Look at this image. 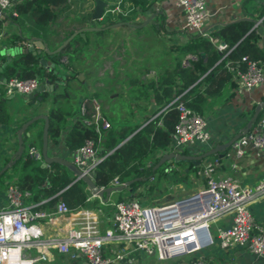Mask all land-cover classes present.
I'll list each match as a JSON object with an SVG mask.
<instances>
[{"label":"trees","instance_id":"1","mask_svg":"<svg viewBox=\"0 0 264 264\" xmlns=\"http://www.w3.org/2000/svg\"><path fill=\"white\" fill-rule=\"evenodd\" d=\"M132 1L133 6L127 8L128 13L118 12L114 16H106L103 21L105 25L118 21H132L137 14L135 8L137 5L141 6L139 7L141 10L146 9L145 3H141L139 0ZM68 8L67 0H22L21 2L14 0L12 10L17 16L11 18L10 21L16 28L23 27L31 33H34V27L46 32L50 25L64 16L63 14ZM121 8L123 11L126 10L123 4ZM108 9L111 10L113 7ZM262 15H264V6H261L256 19L262 17L264 28V16ZM91 16L92 12L80 13L75 17H69L66 23L69 27L74 26L75 23H78L80 28L88 27ZM161 19L164 20L163 16ZM4 23L5 19L0 18V33L3 31ZM144 27L135 29L136 34L143 31L144 37L142 39L140 36L131 37L133 38L131 43L136 45L138 54L142 52L141 48H145V46L149 48L151 44L150 49L153 54L147 55L148 53L145 54V52L143 58L153 64L151 67L142 64L133 66L132 63L135 62L133 61L125 67L124 71L121 69L124 73L122 80L113 81L121 83L128 89L115 92L117 86L114 85V82L109 81L111 75L107 72L101 80H95L98 86L84 97L89 101L85 114L80 115L79 106L78 109L73 108L67 99L70 96L69 82H78L82 87L84 85L81 80H77L75 73L67 74L61 91L51 94L48 91H43L39 94L41 99L38 100L37 105L35 104L36 106L30 105L31 112L26 119L29 120L38 114L40 104L43 106L49 98L46 109L48 141L58 143L68 119L73 118L71 126L63 137V145L73 152L83 144L86 138L95 140L97 153L103 159L93 171L92 180L95 186L104 189L103 194L96 195L93 199L91 198L92 200L89 199L85 189L88 187L87 183L83 179L75 180L77 174L71 167L59 162H52L48 165L49 167H44L40 162L31 159L26 151L17 161V164L25 172L15 177L8 176L7 180L4 177L7 170L3 171L0 178L4 177V186L7 187L9 183H14L20 191L28 192L29 196L25 199L26 202H40L38 208L50 210L61 199L69 208L76 210L104 207L103 200L108 203V206H111V200L107 201L106 197L109 198L112 193L115 194L114 203L132 198L131 191L134 187L147 186L153 180L152 188L155 189L160 180L166 177L169 166L174 165L177 174H184L186 177L190 174L198 176L200 163L196 164L194 159L172 158L155 168L160 159L171 152V134L178 118L175 104H171V102L179 96V101L201 114L204 95H219L225 84L232 79L234 73L226 66L227 62H230L238 70H244L246 62L241 58L246 56L251 60H257L264 68V50L259 44L261 34L257 32V27H254L251 20H242L226 24L209 36L199 32L188 33L187 36L182 35L183 31L171 33L170 35L176 34L180 39L173 42L170 47L161 45L159 48L156 42L150 40V36L152 35L156 41H159L158 36L164 34L157 31L155 26L154 30L149 31L142 30ZM73 28L75 29V27ZM74 29L64 34L65 39L72 34ZM112 31L116 32V29L85 31L84 37L76 34L65 45L60 57L64 56L67 59L68 67L71 69L79 67L85 69L83 75L88 78V75L93 73V68L104 69L106 65H109L112 69L118 70V66L125 60L127 46L124 44L121 46L125 42V38L117 46H115L114 38L106 40V35H110ZM132 35H134L133 32ZM25 39L17 33H11L5 38L4 45L7 48H13L17 46V43L26 41ZM215 39L218 42H224L225 49L218 50L216 43L213 42ZM27 40L30 39L27 38ZM155 44L156 46L153 47ZM113 46L116 48L114 49ZM95 53L96 55L93 56ZM0 68L7 79L14 76L21 79L36 77L41 81L42 86L60 79L56 74L46 71L41 66L37 54L25 48L11 56L7 62L5 55L0 53ZM151 70L154 71V76L142 77V75L150 73ZM83 89L86 90V88ZM81 91L83 92V90ZM111 93L114 95L110 96ZM92 98L98 100L102 115L109 122L111 121L110 128L101 132L100 136L94 130L93 124L85 123V120L90 119L93 112L90 103ZM119 100L126 104L122 109L112 106ZM63 102L67 104L66 108L62 107ZM253 110L258 114L252 122L248 121L247 125L250 127L262 117V108L259 104L254 105ZM26 120L23 119L18 127ZM39 121L42 119L31 123L23 132V144L28 139L26 132ZM0 122L9 123V116L6 114L2 101H0ZM128 136L129 138L122 145L114 149ZM37 141L40 149L42 131L39 132ZM179 153L188 155L186 149ZM115 178L119 182L118 185L113 184ZM135 178L138 180L128 187L110 191V188Z\"/></svg>","mask_w":264,"mask_h":264},{"label":"built area","instance_id":"2","mask_svg":"<svg viewBox=\"0 0 264 264\" xmlns=\"http://www.w3.org/2000/svg\"><path fill=\"white\" fill-rule=\"evenodd\" d=\"M13 3L14 0H0V18L5 19V23L17 16L12 10ZM177 5L184 14V29L203 33L208 18L205 0H177ZM110 11L127 12L118 6ZM260 22L258 20L254 27ZM213 42L218 50L226 47L216 39ZM241 60L246 62L244 70L234 68L230 62L226 66L234 73L240 89L249 90L263 81L264 68L257 60L246 56ZM40 86L41 81L36 77L21 79L14 76L6 80L5 93L26 96ZM88 101V98L81 100L80 115L85 114ZM90 103L93 112L85 123L93 124L100 136L111 125L102 115L98 100L92 98ZM171 104H175L178 111L171 134V152L208 143L210 136L203 115L179 101V96ZM246 147L264 156V108L260 120L232 143L231 150L240 157ZM26 152L31 159L42 160L41 151L35 144H29ZM102 159L95 140L86 138L73 151L70 161L80 169L81 175L92 178ZM200 165L198 174L204 179V186L161 204H145L138 197L116 201L113 203L112 226L104 230L100 228L101 218L105 216L101 208L72 210L59 199L52 209H41L38 208L40 202H26L28 192L9 183L4 190L6 202L0 206V264L46 262L51 249L60 254L80 256V264H148L151 258L168 261L187 257H191L188 264H211L204 252L214 245L226 251L247 248L256 255L264 254V222L255 220L250 207L252 202L264 196V181L252 187L242 186L231 176L216 175V159L206 158ZM81 175L75 180L81 179ZM113 184H119L116 178ZM43 222L52 225L64 222L63 234L46 235ZM56 226L53 230H61ZM106 247L113 253L111 257L105 255Z\"/></svg>","mask_w":264,"mask_h":264},{"label":"crops","instance_id":"3","mask_svg":"<svg viewBox=\"0 0 264 264\" xmlns=\"http://www.w3.org/2000/svg\"><path fill=\"white\" fill-rule=\"evenodd\" d=\"M105 3L104 13L103 16L95 20L96 26L105 25L103 22L106 16L109 15H116L117 12H111L108 8L109 7H119L122 9L123 7L127 10L128 7L133 6L132 0H102ZM141 3H145L146 9L141 10L139 7L136 6L137 14L133 17L132 21H138L141 19H144L146 16L147 11L155 12V16L153 17V20L155 21V24L150 23L144 25L145 31L154 30L153 27L155 26V29L157 31H160V33L164 34L162 36H158V40L162 41L163 39L166 41H170L168 43V47H170L173 42H177V39H180L179 36L174 34L173 36L170 35L174 32H180L183 31L182 35L187 36L189 32L184 29V14L180 6L177 5V0H139ZM67 3L69 4L68 10L63 14L61 18H59L56 23L50 25L47 28V31L43 32L39 28L34 27V33L28 32L25 28H19L12 25L11 21L9 23H5L3 25V31L0 33V53L5 55L6 62L8 61V56L11 58L15 53L22 50L23 48H33L34 51H38L41 49L39 53H36L40 59H44L46 61V66H41L48 72H55L56 75L60 78L56 81H52V83H46L45 86L51 88L48 92L55 93L57 91H61L63 85L65 84V76L67 74H74L77 77V80H81L82 85L84 87L80 86L78 82H74V89L84 90L83 88H86L87 93H82V95H75L74 91L69 92V103L72 105L73 108L78 109V106L81 102V100L89 95L97 85V81L101 80V78L104 77L105 73H109L111 82H114L113 80H122V76L124 73L121 71L122 66H118V70L112 69L109 65L105 66L104 69L100 70L99 68H93V73H90L88 77H85L84 71L82 67L71 69L68 67L67 59L62 56L60 57L61 51L64 49L65 45V37L64 34L68 32L69 30H73V32L77 31L78 29H81L78 27V23H75L74 26L72 25L69 27L66 23V20L69 17H75L80 13H88L92 12L94 10L95 2L94 0H67ZM206 9L208 12V18L206 20L204 29V34L209 36L213 32L219 31L223 26L229 23H234L237 21L242 20H249L247 18L256 20L257 14L259 10L261 9V6H264V0H205ZM121 6V7H120ZM77 8V9H74ZM82 9V10H78ZM131 9V8H130ZM129 9V10H130ZM78 10V11H77ZM164 18L162 20L161 18ZM264 16V15H262ZM262 19V17H260ZM258 19V20H261ZM262 23V20H261ZM91 22L89 23L90 26ZM219 24L220 28H214V25ZM153 25V26H152ZM263 25V23H262ZM127 29V31H132L134 34H136L135 29L136 28H130L128 26H119L116 27V31H122L121 28ZM144 31V32H145ZM72 32V33H73ZM11 33H17L21 38H26V41H22L17 43L16 47L13 48H7L4 45L5 38L11 34ZM140 38L142 39L144 37L143 31L140 33ZM71 36V35H70ZM69 36V37H70ZM177 36V37H176ZM29 38L30 40H27ZM68 38V37H67ZM176 39V40H175ZM262 40V36H261ZM260 40L259 44L262 46V41ZM122 41V40H120ZM122 43V42H120ZM126 41L122 43V45H125ZM141 43V42H140ZM157 43V42H156ZM121 45V46H122ZM162 45V44H161ZM23 47V48H21ZM148 46L145 48H141L142 52L139 55H143L145 53L144 50H146ZM45 49H48L50 53L46 52ZM2 50L5 51V53H2ZM58 50V52H56ZM264 50V49H263ZM53 52V53H51ZM145 60V62H141ZM10 60V59H9ZM147 65L151 67L153 64L150 62H147L146 58H141L140 62L138 60H135V62L132 63V65ZM89 65V63H88ZM88 65H85L88 67ZM92 66V64H90ZM124 66V64H123ZM90 72L88 68V73ZM117 72V73H116ZM54 74V73H53ZM154 71L151 70L150 73L145 74L142 77H151L154 76ZM118 75V76H115ZM117 77V78H115ZM64 78V79H63ZM7 78L2 74L1 68H0V101L3 102L4 107L6 109V114L9 116V123H1L0 122V138H2V142L0 143L1 152H0V174L7 170L5 174V179L8 176H18L23 174L25 171H23L20 168V165L17 164V161L19 157L22 155H19L17 158H13L18 150L19 142H18V134L17 131L21 127H18V124L23 120L27 119V116L31 112V104H34V106L37 105L38 99H30L26 96L20 95V94H13V95H7L5 93V82ZM95 80H97L95 82ZM106 81V79H105ZM44 85V84H43ZM114 85L117 86V91L126 90L127 87H124L121 83H115ZM80 86V87H79ZM114 87V86H112ZM128 89V88H127ZM114 94L111 93L110 96H113ZM73 96V97H72ZM46 103L43 104V106L40 104V109L37 111L38 114H46V109L48 108L49 104V98ZM76 99V100H75ZM261 102H264V76L263 81L257 85L252 87L249 90H241L238 86V83L236 82L235 78L232 76V79L229 80L222 92L219 95L216 96H210V95H204V99L202 100L201 108H202V115L206 119L207 123V130L209 132V142L201 147H193L190 149H186L188 154L190 155H198L194 152H199V154L208 151L213 148H218L217 151L212 153L211 155L201 159L199 163L201 164L204 159H216L217 160V166H216V175L217 176H231L234 179L237 180V182L242 186L252 187L258 184L260 181H264V156L259 154L255 149L251 147H246L245 152L242 156L236 157L232 150L231 146L220 149L225 143H227L239 130L243 127H246L248 124V121L253 116L255 112H253V107L256 104H260ZM36 104V105H35ZM62 107L66 108L67 104L62 103ZM73 118L68 119V123L66 124L65 129L62 131V135L58 141V143L50 142L48 141V148L47 153L50 156H59L68 160L72 159V151L68 150L63 145V137L67 133L68 128L71 126ZM27 121V120H26ZM25 121V122H26ZM24 122V123H25ZM23 124V123H22ZM43 125L44 120L37 122L33 126L29 128V130L26 132V136H28V139L24 141V151L27 150V147L30 143H34L38 147V134L39 132L43 131ZM27 129V128H26ZM23 134V133H22ZM42 144V142H41ZM39 148V147H38ZM101 150V149H100ZM41 151V147H40ZM22 152V153H23ZM194 153V154H193ZM14 159L13 163L8 166L5 170L3 168L10 160ZM40 162L41 165L43 163V158ZM235 164V166H233ZM47 165H42L44 167H49ZM174 168V165L172 166ZM3 170V171H2ZM190 174L189 176H191ZM195 176V175H194ZM6 180V181H7ZM204 186V179L202 180L201 186ZM199 187V188H200ZM86 191L88 192V198L93 199L94 196L91 190L88 187H85ZM4 189H0V206L4 205L6 200L4 197ZM115 194L112 193V195L106 197L107 201L111 200L112 206H113V200H114ZM91 199V200H92ZM102 202L104 204V207H97L104 210L105 216L101 218L100 228L101 230H104L106 228H109L112 226V214L113 209H108V203ZM108 207V208H107ZM251 211L253 213V216L256 221L264 222V196L258 198L254 202L251 203ZM107 208V210H105ZM92 209V208H91ZM221 221L220 223H223ZM57 225V226H56ZM56 226V229L59 227L61 230H53V228ZM43 229L46 235L57 233L58 235L63 234V229H65V223L64 222H57L55 225L49 224L47 222H43ZM106 256L111 257L112 252L108 247L105 248ZM204 256H206L207 259L211 261L212 264H264V254L262 255H256L252 253L247 248H237L233 251H226L222 250L218 245H214L212 248L206 250L204 252ZM82 261L80 256H71L70 254H60L53 249L49 251V259L46 262H38L37 264H80ZM169 261V260H168ZM154 262L160 263L165 261H158L153 258L148 260V264H152ZM189 260L187 258H184L182 260L178 261H171L167 262L165 264H188Z\"/></svg>","mask_w":264,"mask_h":264},{"label":"water","instance_id":"4","mask_svg":"<svg viewBox=\"0 0 264 264\" xmlns=\"http://www.w3.org/2000/svg\"><path fill=\"white\" fill-rule=\"evenodd\" d=\"M95 2V6H94V10L91 16V24L88 27H84L81 29H78L77 31L73 32L71 34L70 37H68L64 44L65 45L67 42H69L76 34L81 35L82 37L85 36V31H99V30H105V29H110V28H116L119 26H128L131 28H137V27H142L144 25H146L147 23H153L155 24V21L153 20V17L155 16V12H151V11H147L146 12V16L144 19L138 20V21H130V22H124V21H118V22H114L111 24H107V25H101V26H96L95 24V20L100 19L103 16L104 13V8H105V3L102 0H94ZM249 20H251L254 24L258 23V20H254V19H250L247 18ZM214 28H220L221 26L219 24H215L213 26ZM205 32V30H203V33ZM257 32L259 34H261L262 36V46L264 49V28L262 23L260 22L258 24L257 27ZM221 45L224 44V42H220ZM28 50L33 51L34 54L39 53L41 51V49H39L38 51H34L33 48H28ZM46 52L50 53V51L48 49H45ZM58 52V50L56 51ZM2 53H5L4 50H2ZM53 53V52H51ZM10 57L8 56L7 60L9 61ZM40 63L44 66H46V61L44 59H40ZM54 74H56L55 72H53ZM53 87L51 86V88L46 87L45 85L40 86L38 89H36L34 92L30 93L27 95L28 98H30L31 100L34 98H37L38 100L41 99V96L39 95L41 92L43 91H49L50 89H52ZM260 108H264V102H261L259 104ZM258 112H255L253 114V116L250 118V122H252L254 120V118L257 116ZM38 119H43L44 120V125H43V131H42V144H41V154H42V158H43V163L42 165H47L50 164L52 162H59L62 164H65L69 167H71L74 172L77 175H81V171L80 169L73 164L70 160L59 157V156H50L47 153V148H48V133H47V129H48V116L46 114H36L34 115L32 118H30L29 120H27L25 123H23L21 125V127L18 129L17 134H18V142H19V146H18V150L16 155L13 158H17L19 155L22 154L23 150H24V145H23V140H22V133L26 130V128L33 123L34 121L38 120ZM249 125H247L246 127H243L239 130V132H237V134H235L227 143H225L220 149H225L229 146L232 145V143L238 139L243 133H246L249 129ZM129 138V136L127 138H125L124 140H122L114 149H116L117 147H119L120 145H122L127 139ZM113 149V150H114ZM112 150V151H113ZM218 148H213L210 149L208 151H205L201 154L198 155H185V154H181L179 152H170L166 155H164L160 161L158 162V164L155 166L158 167L160 164H162L164 161L175 158V159H194L196 164H199V161L209 155H211L212 153H214L215 151H217ZM111 151V152H112ZM14 159L10 160L8 162V164L5 165V167L3 168V170H5L8 166H10L13 163ZM2 170V171H3ZM81 179H83L87 185L88 188L91 190V192L95 195H102L104 192V189L95 186L92 178L88 177L87 175H81ZM138 180V178H135L133 180H130L122 185L119 186H115L110 188V191L116 190V189H122V188H126L128 187L131 183H133L134 181Z\"/></svg>","mask_w":264,"mask_h":264},{"label":"rangeland","instance_id":"5","mask_svg":"<svg viewBox=\"0 0 264 264\" xmlns=\"http://www.w3.org/2000/svg\"><path fill=\"white\" fill-rule=\"evenodd\" d=\"M74 9H77V8H74ZM78 10L80 11L82 9H78ZM121 29H122V31H116V32L112 31V33L110 35L109 34L106 35L105 38H106V40H110L111 38H114V40L116 41L115 46L120 44V40L125 38L124 40L126 41L125 45L127 46V49H126L125 60L121 64L122 69L124 71L125 67L128 64H130L131 62H133L135 60H138L140 62V60L144 54L139 55L138 54L139 52L136 50V45L131 43V42H133V38H135V36L136 37L140 36V34L132 35V32L127 31V29H125L124 27ZM131 37H133V38H131ZM150 40H152L153 42H157L156 44H158L159 48H160L161 44L167 46L168 43L170 42V41H166L164 39L162 41H156L152 35L150 36ZM156 44L153 47H155ZM115 46H113L114 49L116 48ZM150 46H152V45L150 44L149 48H147L145 50V52H146L145 54L148 53L147 55L153 54L152 50L150 49ZM118 50H119V48H118ZM123 51L124 50L122 49V53H123ZM95 55H96V53L93 56H95ZM102 62H103V60H102ZM141 62H145V60L142 59ZM124 63L126 64L125 66H123ZM89 68H90V66H89ZM99 69L102 70L101 68H99ZM106 74L107 73L104 74V77ZM69 83H70L69 84V92L74 91L73 96H75V95L80 96V95H82V93L86 94L88 91V90H83V92H80V90L74 89V86H75L74 82H69ZM104 105H105V103H104ZM123 105L125 106L126 104L124 102H122V100H119V101L113 103L112 106L115 108L122 109ZM1 142H2V138H0V143ZM0 152H1V147H0ZM194 153L199 154L198 151L194 152ZM174 169L175 168H173L172 166L171 167L169 166L166 177L164 179L160 180V182L156 185L155 189L152 188V184L154 183V180H153L147 186L143 187V186L139 185V186L134 187L133 190L131 191L132 196L138 197L140 200L144 201V203H146V204L153 205V204H161L164 202H168V201L186 196V195L190 194L191 192L199 189V187L201 186L202 180H203L200 174H198V176H194L192 174L191 176L186 177L184 174H179V173L177 174L176 170H174ZM184 170H186V169H184ZM3 182H4V177L0 178V189L6 188V185L4 186ZM114 201H115V197H114L113 202ZM108 207H107L108 209H111V210L113 209L112 204H111V206H108ZM213 227L214 226L212 225L211 226L212 231H213ZM190 259H191V257H187V260L190 261ZM171 261H178V260H169V261H165V263L171 262ZM165 263L164 262H160V263L154 262L152 264H165Z\"/></svg>","mask_w":264,"mask_h":264}]
</instances>
